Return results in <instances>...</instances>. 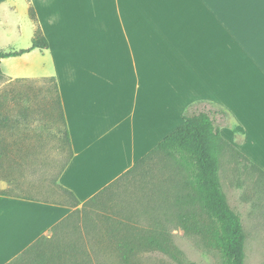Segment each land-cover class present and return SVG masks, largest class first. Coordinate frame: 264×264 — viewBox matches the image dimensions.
<instances>
[{"label": "crops", "instance_id": "crops-1", "mask_svg": "<svg viewBox=\"0 0 264 264\" xmlns=\"http://www.w3.org/2000/svg\"><path fill=\"white\" fill-rule=\"evenodd\" d=\"M19 1L0 4V29ZM27 2V14L35 10L33 38L40 29L50 47L13 58L32 68L39 54L50 58L58 76L72 67V82L57 81L72 152L60 184L82 204L181 126L198 100L227 107L222 136L229 127L224 138L264 171V0H106L98 18L81 14L78 21L65 0ZM11 59L1 69L20 78L4 67ZM123 129L130 161L99 181L97 173L115 165L110 148L122 147L116 137ZM73 211L0 195V264H11Z\"/></svg>", "mask_w": 264, "mask_h": 264}, {"label": "trees", "instance_id": "trees-1", "mask_svg": "<svg viewBox=\"0 0 264 264\" xmlns=\"http://www.w3.org/2000/svg\"><path fill=\"white\" fill-rule=\"evenodd\" d=\"M6 1L0 0V4ZM49 47V41L38 29L29 49L0 51V74L3 59ZM46 79L58 89L55 78ZM208 104H192L181 126L84 204L72 191L59 187L71 202L48 203L74 211L51 229V237H40L11 264H103L99 258L107 249L96 246L102 241L119 264H137L141 257L152 253L182 264V253L174 242L177 229L199 237L206 246L219 251L225 264H244L246 234L240 215L231 208L223 192L219 159L224 152H231L239 163L261 177L264 171L224 139L221 126L227 122V115ZM66 140L70 143L68 132ZM80 222L96 247L88 250L76 241L63 250L48 247L70 225L80 230Z\"/></svg>", "mask_w": 264, "mask_h": 264}, {"label": "rangeland", "instance_id": "rangeland-1", "mask_svg": "<svg viewBox=\"0 0 264 264\" xmlns=\"http://www.w3.org/2000/svg\"><path fill=\"white\" fill-rule=\"evenodd\" d=\"M27 1L20 0L15 12L12 11L9 19L3 22L0 29L1 52L20 51L32 46L31 22L35 23L36 17L33 13L35 10L27 14ZM65 1L69 18L72 21L73 15V19L78 21L82 18L81 14L91 19L98 18L106 0ZM52 19L59 20V13ZM27 61L12 58L4 62L6 70L10 66L9 70L20 78H10L3 71L0 74V193L41 202L68 204L70 199L62 195L59 187L62 186V170L67 166L72 152L66 140L67 128L60 108L59 90L53 81L46 78L55 77L57 85L58 82H72V67H65L58 76L50 69V58L39 54L34 61H30L36 64L33 68L27 65ZM42 61L47 64L40 66ZM213 108L224 112L228 120L225 105L215 103ZM226 129L223 137L228 140L229 127ZM127 136L125 129L117 135V141L122 138L123 143L119 147V142H116L117 147L110 148L115 152L110 155L109 163L115 165L103 177L97 173L99 181L110 178L130 161ZM124 145L126 148H123ZM106 148L109 149V145ZM108 149H105L107 151H104L103 157L107 155ZM69 173L66 180L72 179V173ZM219 176L223 192L231 208L240 215L246 234L244 264H264V177L244 167L231 152H224L220 156ZM81 224L78 231L72 225L67 227V231L53 239L48 247L63 250L65 245L72 246V242L76 241L92 250L96 244ZM46 236L51 237V233ZM174 242L182 253L184 264H225L219 251L206 246L199 237L185 234L182 229L174 231ZM104 245V241L96 245L99 249H107L102 251L99 259L103 264H119L115 254L106 245V248H102ZM137 264L178 263L163 254L152 253L141 257Z\"/></svg>", "mask_w": 264, "mask_h": 264}]
</instances>
